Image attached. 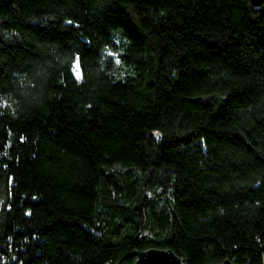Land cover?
I'll list each match as a JSON object with an SVG mask.
<instances>
[{
    "label": "trees",
    "instance_id": "obj_1",
    "mask_svg": "<svg viewBox=\"0 0 264 264\" xmlns=\"http://www.w3.org/2000/svg\"><path fill=\"white\" fill-rule=\"evenodd\" d=\"M149 247L264 264V0H0V264Z\"/></svg>",
    "mask_w": 264,
    "mask_h": 264
},
{
    "label": "water",
    "instance_id": "obj_2",
    "mask_svg": "<svg viewBox=\"0 0 264 264\" xmlns=\"http://www.w3.org/2000/svg\"><path fill=\"white\" fill-rule=\"evenodd\" d=\"M263 0H251L252 4L260 5ZM129 255L135 256L132 264H188L187 261L171 248L149 247L147 249L133 250ZM113 264H121L117 260ZM208 264H235L231 259L225 258L221 262Z\"/></svg>",
    "mask_w": 264,
    "mask_h": 264
},
{
    "label": "rangeland",
    "instance_id": "obj_3",
    "mask_svg": "<svg viewBox=\"0 0 264 264\" xmlns=\"http://www.w3.org/2000/svg\"><path fill=\"white\" fill-rule=\"evenodd\" d=\"M153 134H155V133L153 132Z\"/></svg>",
    "mask_w": 264,
    "mask_h": 264
}]
</instances>
